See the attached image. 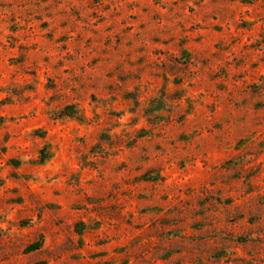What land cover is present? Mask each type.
<instances>
[{
	"label": "rangeland",
	"instance_id": "1",
	"mask_svg": "<svg viewBox=\"0 0 264 264\" xmlns=\"http://www.w3.org/2000/svg\"><path fill=\"white\" fill-rule=\"evenodd\" d=\"M0 264H264V0H0Z\"/></svg>",
	"mask_w": 264,
	"mask_h": 264
}]
</instances>
